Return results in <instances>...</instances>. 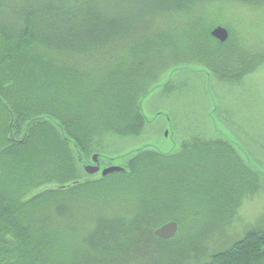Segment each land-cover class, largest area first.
Returning a JSON list of instances; mask_svg holds the SVG:
<instances>
[{
	"label": "trees",
	"instance_id": "trees-1",
	"mask_svg": "<svg viewBox=\"0 0 264 264\" xmlns=\"http://www.w3.org/2000/svg\"><path fill=\"white\" fill-rule=\"evenodd\" d=\"M14 1L22 3L11 11L17 14L19 25L5 29L0 24V264H77L80 258L63 246L64 239L54 235L53 227L48 225L54 226L60 217L61 221L68 220L65 215L72 208L69 203L80 192L96 191L98 199L106 189H112L149 198L146 201L147 228H142V233L150 241L158 239L153 232L161 225L152 232L159 216L154 196L168 188L178 190L181 186L177 174L181 169L190 174L194 183L196 178L199 193L208 191L205 195L210 194L212 219L218 215L221 219L229 215L234 218V208L236 210L240 200L237 199L243 196V192L237 193V197L229 193L235 181L237 186L246 185V192L251 194L263 179L248 167L236 147L221 137L193 136L171 155L137 151L126 159L123 171L105 178L100 174L87 175L84 166L95 154L101 161H112L105 153H109L107 149L118 139L146 135L148 122L142 112L143 102L168 71L182 66H200L216 81L237 87L245 77L264 67V53L260 59L258 52L233 48L230 37L221 43L211 36L212 31L198 32L205 29L200 25H191L187 38L186 32L180 33L178 25L175 37L179 42L172 39L167 53H160L156 47L160 44L149 38L152 27L147 24L148 19L181 12L196 0H36L35 4L32 0H0V14L7 9L6 4ZM143 30H147V34L140 38L138 34ZM50 31L55 32L52 37L65 43L48 42ZM163 34L172 37L166 30ZM180 39L188 40L185 43ZM141 42L146 45L142 50L150 48L153 52L119 53L130 51L134 44ZM116 45L122 46L119 52L108 51ZM228 46L232 48L227 50ZM31 51L45 55L48 61L45 73L58 78V84L63 86L67 84L62 78L72 77L77 72L75 56L92 54L93 65L105 60V69L112 65L105 70L111 75L102 81L97 73L85 75L88 83L91 80L92 85L101 88L94 96L83 95L82 107L81 104L72 106L74 110L86 108L85 111H74L67 116L49 106L23 108L14 94L21 89L19 80L23 81V75L28 74L24 67L41 66L30 56ZM116 73L120 75L118 82L113 79ZM174 81L165 84L151 100L172 91ZM70 85H77L84 94L91 87L86 86L84 91L74 80ZM116 91H121V97L125 95L122 101L108 97V93ZM112 102L117 103L113 106ZM36 133L41 134L49 148L54 167L48 173L34 170L27 176L16 174L11 168L17 162L15 157L34 142ZM45 152L47 155V150ZM212 169L221 173L219 179H214ZM38 187L44 189L33 195ZM233 198L234 205L230 208ZM172 221L179 229V221ZM202 264H264V228L247 230L239 240L213 252Z\"/></svg>",
	"mask_w": 264,
	"mask_h": 264
},
{
	"label": "rangeland",
	"instance_id": "rangeland-1",
	"mask_svg": "<svg viewBox=\"0 0 264 264\" xmlns=\"http://www.w3.org/2000/svg\"><path fill=\"white\" fill-rule=\"evenodd\" d=\"M35 1L32 0V3L35 4ZM21 4H16V1L6 4L7 9L0 14L3 28L12 29L19 25L17 14L11 11ZM54 21L60 25L57 19ZM147 24L152 27L151 32H148L149 38L160 44L156 46L160 53H167L172 39L179 42L175 37L178 25L181 34L186 32L185 38L191 25L205 28L198 29V32H211L216 27H223L229 33L233 48L258 52L260 59L264 53V0H196L181 12L150 18ZM165 30L173 38L164 35ZM141 32L138 35L145 38L147 30ZM49 35L48 42L65 43L64 40L52 37L54 31H50ZM187 40L180 39V42L186 43ZM163 43L168 44L163 46ZM137 44L139 46L134 44L130 51L119 52L122 46L118 45L108 51L126 55L131 52L142 55L153 52L150 48L142 50L146 46H143L144 43ZM232 47L228 46L227 50ZM88 55L75 56L77 72L72 77H63V82L67 84L63 86L58 84V78L45 73L48 68L45 55L31 51L30 56L41 66L35 65L36 69L24 67L28 74L23 75V81L19 80L21 89L14 94L19 99V105L23 108L34 106L36 109L49 106L67 116L74 111H85L86 108L74 110L72 106L81 104L82 107L83 95L94 96L96 90H101L99 85H92L91 80L88 83L85 75L95 76L97 73L102 81L111 75L105 70L112 68L111 65L105 69L102 53L98 54L104 60L100 65H93L94 57ZM262 64L264 66V61ZM113 77L115 81H120L119 74ZM73 80L81 84L84 91L86 86L91 87L84 94L77 85H70ZM171 80L176 82L172 91L151 100L162 89L155 92L153 87L150 96L143 102L142 112L148 122L146 135L141 138L118 139L112 143L107 149L109 153H105L112 161H103L101 168L123 167L129 156L141 150L162 155L174 154L180 150L183 141L193 136L205 139L221 137L234 145L248 167L261 175V184L249 194L246 185L237 186L235 181L229 193L237 197V193L243 192V196L237 199H240L237 211L234 208L236 215L233 219L231 215L223 219L218 215L212 219L210 194L205 195L208 191L199 193L196 178L194 183L190 174L181 169L183 174H177L181 187L178 190L168 188L154 196V207L159 216L152 229L153 232L159 225L176 219L180 223L177 236L170 240L154 241L148 240L145 233H142V228H147L146 201L149 198L145 199L139 193L112 189H106L104 194L100 192L102 196L98 199L96 191L75 194L69 203L72 208L65 215L68 220L64 218L61 221L60 217L54 226L52 223L48 226L53 227L54 235L64 239L63 246L80 258L77 264H202L213 252L225 249L239 240L247 230L264 228V67L245 77L237 87L216 81L208 74V70L195 65L168 71L157 86ZM120 92L108 93V97L117 102L122 101L125 95L121 97ZM117 102H112V105L115 106ZM40 136V133H36L34 142L15 157L14 161L17 162L11 168L16 174L27 176L34 170L48 173L53 169L52 154L47 151L46 155L45 151L49 148ZM211 171L214 179L220 178L221 173L217 169ZM169 185L172 186V182ZM43 189L38 187L32 194L36 195ZM229 205L230 208L234 205V198ZM60 214L64 215L62 209Z\"/></svg>",
	"mask_w": 264,
	"mask_h": 264
},
{
	"label": "water",
	"instance_id": "water-1",
	"mask_svg": "<svg viewBox=\"0 0 264 264\" xmlns=\"http://www.w3.org/2000/svg\"><path fill=\"white\" fill-rule=\"evenodd\" d=\"M211 36L214 39L218 40L219 42L224 43L227 41V39L229 37V33L223 27H216L212 30ZM208 74H209V72H208ZM164 85L155 86L154 91L162 88ZM142 107H143V105H142ZM98 158H99V155H97V154L93 155V157H92V162L94 164H96L95 166H88V165H85L86 167L84 166V171L87 174L93 175V174L100 173L101 177L105 178L108 175L123 171L122 167H107V168L100 169ZM177 232H178V224L174 221H171V222L165 223V224L161 225L160 227H158L157 229H155L153 232V235L160 240H170V239H173L177 235Z\"/></svg>",
	"mask_w": 264,
	"mask_h": 264
},
{
	"label": "flooded vegetation",
	"instance_id": "flooded-vegetation-1",
	"mask_svg": "<svg viewBox=\"0 0 264 264\" xmlns=\"http://www.w3.org/2000/svg\"><path fill=\"white\" fill-rule=\"evenodd\" d=\"M147 130V129H146ZM93 157V156H92ZM98 162H99V165H100V169H102L101 167L103 166L102 164H103V161H101L99 158H98ZM104 162H106V161H104ZM96 164H94L93 162H92V158L90 159V163L88 164V166H95ZM86 167V166H85ZM85 172V171H84ZM86 173V172H85ZM87 174V173H86ZM98 174H100V173H98ZM87 175H89V174H87ZM93 175H96V174H93ZM93 175H90V176H93Z\"/></svg>",
	"mask_w": 264,
	"mask_h": 264
},
{
	"label": "bare ground",
	"instance_id": "bare-ground-1",
	"mask_svg": "<svg viewBox=\"0 0 264 264\" xmlns=\"http://www.w3.org/2000/svg\"><path fill=\"white\" fill-rule=\"evenodd\" d=\"M66 91V90H65ZM80 93V92H79ZM77 94V93H76ZM56 141V140H55ZM7 147V146H6ZM43 150V149H42ZM52 150V149H51ZM48 151V150H47ZM63 151V150H62ZM61 152V151H60ZM43 157V156H42ZM65 157V156H64ZM64 159V158H63ZM59 162V161H58ZM53 168V167H52ZM68 170V168H66ZM34 177V176H33ZM81 179V178H80Z\"/></svg>",
	"mask_w": 264,
	"mask_h": 264
}]
</instances>
